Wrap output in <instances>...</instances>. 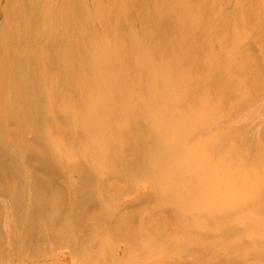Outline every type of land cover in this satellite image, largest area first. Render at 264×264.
Listing matches in <instances>:
<instances>
[{
    "label": "bare ground",
    "instance_id": "bare-ground-1",
    "mask_svg": "<svg viewBox=\"0 0 264 264\" xmlns=\"http://www.w3.org/2000/svg\"><path fill=\"white\" fill-rule=\"evenodd\" d=\"M261 2L65 0L54 21L47 9L33 5L31 18L19 16L24 19L17 26L18 51L7 47L11 38L9 14L6 17L1 10L0 229L4 232L0 242L4 238L5 245L0 246V260L9 256L12 248L7 247L19 241L15 226L22 218L18 212L28 216L21 221L28 223L27 227L31 223L29 204L35 207L38 195L46 194L55 178L50 150L56 147L57 138L49 132L45 143L48 147L33 144V139L43 140L47 131L37 128L47 124L62 123L63 139L72 140L71 146L94 144L105 161L119 157L116 161L124 162L127 155L143 156L138 146L152 139L153 133L166 152L178 155L183 150L186 154L187 150L180 147L184 143L180 137L182 132L190 131L175 130L179 116H193L188 119L190 123L200 126L204 116L215 108L214 126H222L223 120L228 128L221 137L207 138L212 142L206 146H223L225 141L234 147L243 145L246 153L230 157L216 150L214 155L210 147V154L203 160L205 175L215 171L207 168L216 161L223 159V166L233 167L253 156V150L255 163L264 175ZM54 43H61V48L53 49ZM57 69H62L60 81L65 88L72 90L70 80L76 74L80 84L73 88L76 102L71 98V102L66 100L54 110L58 90L48 78ZM226 106L230 111L219 113ZM126 109L128 113L123 114ZM156 109L167 114L160 125L158 117L147 121L153 132L145 129L148 124L142 116L159 114L153 111ZM9 125H15V129L10 130ZM241 129L243 133L238 132ZM31 159L38 164L27 173L23 165ZM57 163L65 167L62 160ZM68 169L73 175L71 197L66 203L60 198L49 206L47 237L55 246L65 245L71 257L82 252L83 248L77 246L82 239L83 256L76 255L79 264H143L161 255V248L169 244L176 247L181 259L190 261L188 264H264L263 184L244 198L209 193L205 183L182 182L177 186L180 191L166 194L161 208H170L172 218L185 226L146 228L143 212L111 215L108 198H96L95 202L91 194L85 193L87 182H75L81 171L71 167L65 171ZM183 169L184 176L179 175L182 179L199 176L192 168ZM249 170L235 171L230 177L248 179L252 174ZM173 171L178 175L177 169ZM40 174L45 177L39 178ZM20 178L28 181L23 190L16 189ZM110 249H116L114 256H106ZM60 259L76 264L67 262L63 255Z\"/></svg>",
    "mask_w": 264,
    "mask_h": 264
},
{
    "label": "rangeland",
    "instance_id": "rangeland-1",
    "mask_svg": "<svg viewBox=\"0 0 264 264\" xmlns=\"http://www.w3.org/2000/svg\"><path fill=\"white\" fill-rule=\"evenodd\" d=\"M0 1V12L2 10L1 13H5L6 17L8 14L10 15L9 12H11V15H8L7 21L9 29L8 31L11 38L7 43V47L9 49L11 48L14 51H18L20 47L19 40L16 36L18 34L17 26L18 24L20 25L21 21L24 18L27 20L28 18H31V8L33 7V5H35L39 9H47L51 14L52 21H54L58 20V17L63 9L62 2H64L65 0H25V2H16V0H12L11 2V0H7L10 3L7 2L6 4H4L2 0ZM260 1L261 0H259V3ZM263 2L264 0H262L261 3ZM17 8L19 9L17 10ZM3 9H5V12ZM14 10H16V12ZM13 12L16 15H14ZM22 12H25L27 14H22ZM19 16L24 18L20 20ZM10 27L13 29L15 34H13ZM60 44L61 43H54V46L52 48H61L59 47ZM33 52L37 54L39 51L33 49ZM71 57H73V54H71ZM161 62L165 65L167 64V62ZM161 62L159 61V63L162 65ZM167 66H170L169 61ZM61 71L62 69H57L55 72L49 75L48 78L49 81L53 83V85H57L58 90V93L56 95L57 98L55 96L56 100L53 101L54 110L56 106L59 107L66 100L71 102V98H73V95L75 94L73 92V88L80 84L78 74H76L70 80L72 90L65 88V86H63L60 81ZM147 75L148 74L146 72L145 76ZM26 86L28 88V85ZM28 94L32 95L31 91H29ZM73 100V102H76L77 97L73 98ZM198 107L200 108V104H198ZM213 110H215V108L211 109L207 116H204V122L200 126L192 125L190 123L188 119L195 118L193 116H179L180 120L176 124L175 130L180 128H188L190 131L182 132L180 137V140L184 142L180 145V147L187 150L186 154H184L183 150L178 155L166 152L160 146V140L156 137L155 133H153L152 139L147 141L144 140L138 146V151L142 153L143 156H139L136 158L127 155L125 156L124 160L126 161L124 162H122L121 160L120 162L116 161L119 159V157L117 159L107 158L108 161H105L102 157V153L94 144H90L85 148L80 147V145L71 146L70 142L72 140L65 141L63 139L65 137L62 123L47 124L46 126H44V128L37 126L38 130L43 132L47 131V133L45 134L43 140L41 138L39 140L33 139L34 145L40 146V144H42V147H48L47 145H45V143L49 132L52 133L53 137L57 138L58 143L56 147L53 148V150H50V158L55 166L56 175L52 183L49 185V188L46 190V194L40 193L38 195V198L36 199V206L33 207L32 203L29 204V209H31V213L29 216L31 218V223H33H30L27 226L28 228L26 227L28 223L21 222L26 217L25 214L22 212H18V216L22 218V220L19 219V222L15 226L17 234L20 235L19 241L14 242L16 244L12 242L15 247L14 245L11 246V244L7 247L9 249L11 247L12 249L8 252L9 256H7L4 261L0 260V264H67L61 261V255L66 257L67 262H76V264H79L78 257L83 256L82 252L84 251V241L82 239L77 241V246L79 248H83L82 252L78 251V253H76L78 257L76 255H72L71 257L70 254L68 255L69 250L67 247H65V245L59 244L55 246L51 243V239H48L47 237V220L50 215L49 206L57 202L56 200H59L60 198L63 199V202L66 203L71 197L70 183L73 182V175H71L72 172L69 171V169L65 171V168L68 167L81 171L82 174L75 178V182L77 185H82L87 182L85 193L91 194L92 197L95 198V202L96 198L105 196L106 198H108V201H110L112 204L110 206L112 207L111 215L119 216L120 214L125 213V216H128L129 214L136 215L137 212H143L147 216V218H145V220L147 219L145 222V225L147 224L146 228H148L150 225H156L157 227H159V225H161L160 227L164 225L172 227L185 226V223H183L182 221L178 222L177 220L172 218L173 211L170 208H161L163 207L162 201L167 197L166 194L171 195V192L177 193L178 191H180V187L177 186L182 182L185 184L192 182H200L202 184L205 183V186L209 193L212 192L213 194H224L227 196L240 195L244 198L251 196L255 192L256 187L258 188L262 184L264 185V175L261 174L259 170V164L255 163V160L257 161V156H255L254 150L253 156H251L248 160L245 159L241 162L238 161L233 167H228V165L223 166V159L220 161H216L213 167L211 166L209 169L206 167L207 171L212 168L215 171L213 173L207 172V175H205L206 172H204L205 168L203 169V160L207 155L210 154L208 153L210 147L211 152L214 155L216 150H223L222 154H226L230 157H236L238 154H241L243 151H245L243 145H235L234 147V144H227L225 141L223 142V146H216L215 143L210 147L206 146L207 144H211L212 142L207 138H211L213 136L221 137L228 128L227 122L223 120L221 121L222 126H214L215 117L212 115L214 113ZM153 111L159 114L151 113L145 117L142 116V119L148 124V127H145V129H150V131L154 132L153 128L147 121L152 122L153 117H158V123L160 125L164 120L167 111L162 114H160L158 109ZM228 111H230V109L226 106L223 108V110H220L219 113ZM122 113L126 114L128 113V110L126 109L122 111ZM217 118L219 121L221 120L219 116ZM54 125L57 127H54ZM9 129L14 130L15 125H13V127L9 125ZM52 130H54L55 132H53ZM238 132L243 133L244 129H241ZM189 134L190 136L187 138ZM76 136L78 137L79 135ZM232 145L233 149H231ZM7 152L9 151L7 150ZM11 153H14V151H12ZM218 154H220V152ZM58 160L63 161V163L65 164L64 168L58 165ZM259 161L260 159H258V162ZM17 163H19V161H17ZM114 163L116 164L113 165ZM37 164V161L31 159L25 165H23L25 172L29 173L33 168L37 166ZM183 168H192L193 172L195 174H199V176L196 178L190 176L187 179L186 177L182 179L179 177V175H181V177L184 176V174L181 173L183 170H185ZM173 169H177L178 175H174L175 172L173 171ZM246 169H250L249 171L252 172L251 176H249L248 179L243 178L240 175L235 176L234 178L230 177L231 173L235 171L236 173L240 171H246ZM44 177L45 176L43 174L39 175V178ZM206 177H208L209 179H206ZM14 182L15 181L13 178V183ZM27 183V179L24 180L23 178H20V182L19 184H17L16 189L19 188L18 190H23L27 188ZM165 211L169 212V214ZM159 228L157 229L155 227L153 229L159 230ZM1 229L0 234L4 232L3 230L1 231ZM25 232H27V234ZM2 244L5 245L4 238L2 239V242H0L1 247L4 246ZM161 249V255H158L155 258H150L144 261L143 264L190 263V261L185 260L184 258L181 259L179 257V252L172 244L163 246ZM115 252L116 249H110L109 251H107L106 256H114L116 254Z\"/></svg>",
    "mask_w": 264,
    "mask_h": 264
}]
</instances>
